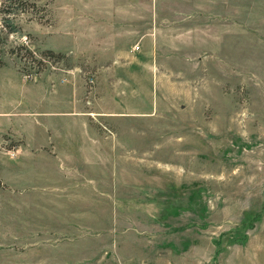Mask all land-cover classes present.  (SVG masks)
Listing matches in <instances>:
<instances>
[{
    "label": "rangeland",
    "instance_id": "rangeland-1",
    "mask_svg": "<svg viewBox=\"0 0 264 264\" xmlns=\"http://www.w3.org/2000/svg\"><path fill=\"white\" fill-rule=\"evenodd\" d=\"M30 1L0 13V264H264V0ZM124 12L152 34L111 52L88 24Z\"/></svg>",
    "mask_w": 264,
    "mask_h": 264
},
{
    "label": "crops",
    "instance_id": "crops-1",
    "mask_svg": "<svg viewBox=\"0 0 264 264\" xmlns=\"http://www.w3.org/2000/svg\"><path fill=\"white\" fill-rule=\"evenodd\" d=\"M96 4H115L116 0H94ZM121 3H133V4H141V0H120ZM143 16L137 12H124V13H118V14H110L108 16H103L102 18L96 19L97 21H101L102 20V24H88V27H92L97 30L95 31H102L103 33H101L102 36H107L108 38H112L110 39V41H108L110 47H116V49L112 48L110 49L111 52H116L120 49H117V47L119 45H124L125 47H128L129 45H132L133 41L135 40L136 37L139 36H145L148 34L147 36L152 34V31H149L148 33H143ZM96 18H98V16H96ZM155 19V18H154ZM93 20V19H92ZM157 18L156 20H152L150 19V27L148 28V30H157ZM154 26V27H153ZM97 33V32H96ZM97 36H100V34H97ZM116 38H118L116 40ZM122 38L124 39V41L121 43L119 41V39ZM18 97V96H17ZM14 98L12 100H9L8 102L2 99H0V117L5 116L3 114H1L3 112V110H6L7 107L9 108H17L18 105L20 107V98ZM23 103V102H22ZM24 107V104H23ZM62 112H56L57 116H51L54 118H51L52 120H55L56 122H58L56 129H58V132L61 133V129L63 128V120L64 117L61 114ZM38 113H36V115H34L33 118L32 116H29L30 118H19L21 121H23V123L25 121H30L29 122V127L27 128L26 125H22V133L23 135L25 134L26 138H27V142L30 145V147L32 148H41L42 146H44V139L45 137V131H46V127L45 125L42 123V119L44 118V115H38ZM13 118L15 121L13 123L16 128H18L17 126H21L19 124V121L16 122V116L14 117H10ZM25 126V127H24ZM18 130V129H17ZM20 131V130H18ZM57 131V130H56ZM34 156H32L30 154V156H25L26 158V163L29 164V173L33 174L35 172L34 170V164H36V162H38L39 158L34 159ZM45 159V158H44Z\"/></svg>",
    "mask_w": 264,
    "mask_h": 264
},
{
    "label": "trees",
    "instance_id": "trees-1",
    "mask_svg": "<svg viewBox=\"0 0 264 264\" xmlns=\"http://www.w3.org/2000/svg\"><path fill=\"white\" fill-rule=\"evenodd\" d=\"M35 7V4L32 3L30 0H3L0 8V13L2 16V26L3 29L7 31L8 34H18L21 29L19 26L15 24L14 19L16 18L17 15L24 13L28 11L27 7ZM25 46L22 45L20 49L24 48ZM25 49V48H24ZM29 54V57L27 58L28 60L31 59L32 62H37L39 65L43 64V60H36L33 56V54L29 51H27ZM19 55V53H18ZM41 56L44 57H59L61 54L54 53L52 50H46L41 53ZM23 58H26V55H23L21 60Z\"/></svg>",
    "mask_w": 264,
    "mask_h": 264
}]
</instances>
